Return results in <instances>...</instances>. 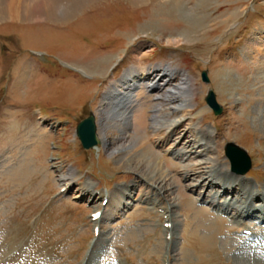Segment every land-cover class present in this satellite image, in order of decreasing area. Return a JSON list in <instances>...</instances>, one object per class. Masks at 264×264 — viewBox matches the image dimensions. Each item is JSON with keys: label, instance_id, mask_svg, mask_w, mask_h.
Returning <instances> with one entry per match:
<instances>
[{"label": "rangeland", "instance_id": "1", "mask_svg": "<svg viewBox=\"0 0 264 264\" xmlns=\"http://www.w3.org/2000/svg\"><path fill=\"white\" fill-rule=\"evenodd\" d=\"M8 1L0 0V264H166L165 221L146 198L175 206L169 264H239L234 253L239 228L212 216L204 202L209 190H196L198 180L183 175L185 165L202 159L176 158L174 143L161 150L174 188L164 194L143 181L144 169L119 164L123 156L104 145L107 139L118 144L124 134L154 139L152 148L161 147L169 131L163 128L158 136L153 127L156 111L167 104L164 92L140 82L126 92L128 100H122L126 93L104 99L133 70L179 71L170 75L176 78L169 87L178 85L182 74L189 78L191 107L165 121L188 118L185 129L191 133L207 130L213 151L208 157L220 156L219 168L232 176L225 147L244 150L252 167L235 176L253 192L264 191V135L253 122L252 98L258 95L248 90L253 63L264 61V36L258 39L257 32L264 25V0H18L17 18L6 11ZM33 1L40 8L27 13L25 6ZM42 4L63 6L65 12ZM173 4L192 14L185 16ZM204 71L209 83L202 79ZM209 91L221 114L208 106ZM116 105L128 108V119L115 118L121 128L103 131L101 112ZM90 114L98 144L84 149L76 129ZM69 173L74 183L61 193L59 180ZM83 185L101 194L135 188L127 204L110 207L101 199L92 203L90 195L82 199ZM93 205L105 207L100 237L93 233ZM214 217L220 221L213 226Z\"/></svg>", "mask_w": 264, "mask_h": 264}, {"label": "bare ground", "instance_id": "2", "mask_svg": "<svg viewBox=\"0 0 264 264\" xmlns=\"http://www.w3.org/2000/svg\"><path fill=\"white\" fill-rule=\"evenodd\" d=\"M9 4L6 5V11H9L11 18H17L19 15L20 10L22 9L21 4L18 2V0H10L8 1ZM36 1H33L32 4H28L25 6V9L27 10V13L29 11H35L37 9ZM45 6L47 10L58 12L59 14L64 13L63 12V6H60L58 8H52V6H48L46 4H42ZM41 7H44L42 6ZM175 5V4H173ZM24 7V6H23ZM57 7V6H56ZM176 9H179V12L184 14L185 16H188L192 14L191 12H187L186 9L181 8V6H177V4L174 6ZM40 8V7H39ZM65 8V7H64ZM53 9V10H52ZM22 11V10H21ZM30 13V12H29ZM190 13V14H188ZM188 14V15H187ZM190 19V18H189ZM12 20V19H10ZM44 20V19H43ZM36 21H42V18H36ZM259 32V37L264 36V25L257 27V32ZM256 32V33H257ZM258 34V33H257ZM250 52V51H249ZM258 53V51H256ZM249 54V53H247ZM255 68V75L253 76L254 81L253 85L249 87V91H257V97L252 98V101H255L257 103L255 113L256 116L253 119V122L258 124V126L261 127V132L264 135V89H258V86L256 84H259L261 87L264 86V61H256L253 63ZM147 69V68H146ZM146 69H143L141 71H131L127 75L128 77L123 78V80L120 83H117L115 85V89L110 90V92L107 94V97H105L104 101L110 100L109 97L115 98L114 95L119 94V96H123L126 92L133 89L135 85H138L140 82H145L146 88H151V91H163V96L165 98L164 102L166 106L161 109L159 108L156 111L155 116V125H154V131L157 132L158 136L160 135V132L163 128H165L168 132L167 136L162 137L163 139L160 141L161 147H157L158 149L155 150L152 148V143L155 142L154 139L148 140L145 139L144 141L140 138L136 137H127V135H122L120 142L117 144L116 142H110L108 139L106 140V143L104 144L107 147H115L116 153H118L120 157L118 159L119 164H122L123 166H126L127 168L131 169L132 167L134 171H141L144 169L145 174H142L144 176L143 181L147 182L150 180L153 184L152 186H155V190L158 192H164L168 193L171 192L174 188H172L171 184H168L169 178H168V172L164 169V163L161 156V150H163L166 146H168L171 143L176 144L175 149L173 150V154L176 155L178 159L183 160L184 157L188 158L186 160L193 161L197 159H202V161L192 164V165H185L183 170V175L186 176V179H190L192 181L198 180V183L196 185V190H202V191H208L209 190V196L208 199L204 201L205 204L209 205V207H212V210L220 219H228L235 222L240 228H244L246 230L253 229L255 231V238H245L241 237L236 238L235 241L237 243V240L239 242L236 244V248H238L237 252L235 253V256L237 257V261L239 264H264L261 261V258H259V255L264 253V237H263V231H264V191L257 190L252 191L253 187L251 185H248L246 183H242L239 178L236 176L240 175L238 174V170H234V162L231 163L232 173L235 175H230L228 172L224 169L219 168L220 156L218 157H208V154H213L212 146H211V135L207 130L204 129H198L195 130V133H191L190 129H185V124L189 120L188 118H183L179 120H173V121H165L166 116L170 114H177L178 112H183L187 110L188 107H191V96H192V84L184 74H182V81L178 85H173L169 87V83L173 82L176 77H170V75H181L179 71L176 70H170V69H161L159 71H153L151 73L152 69L150 71H147ZM159 72L161 74V78L157 81V77L153 79V75L155 73ZM163 73V74H162ZM167 78L166 84H160V82H163L162 80ZM148 81H151V83ZM165 86H167V89H164ZM109 95V96H108ZM129 99V96L124 95V100ZM131 98V97H130ZM131 100V99H130ZM239 101V100H236ZM108 102V101H107ZM105 102L104 105H108L109 103ZM123 102V101H122ZM242 103V102H241ZM124 104V103H123ZM103 105V106H104ZM128 105V104H126ZM105 107V106H104ZM118 106L113 107V110L110 111H103L101 112V116L103 117V120H105L106 123L102 124V130H108L112 127H118L115 124V118L116 120H123L126 121L128 119V108L125 107L123 110H117ZM165 111H168L165 113ZM125 124V123H124ZM259 127V128H260ZM160 139V138H159ZM117 145V146H116ZM155 151H153V150ZM131 150V151H130ZM177 150V151H176ZM128 151H130L128 153ZM128 154H127V153ZM195 156V157H194ZM161 157V158H160ZM208 157V158H207ZM205 158V159H204ZM207 158V159H206ZM185 159V158H184ZM240 162H242L240 160ZM135 166V168H134ZM193 172V173H192ZM192 174V175H191ZM74 174L69 173L68 175H62L60 178V186L61 188H68L72 182L74 183ZM225 184H228V187L224 186ZM135 185V184H134ZM130 185L126 188L120 189L116 193L107 194V196H102L101 200L108 199V205L112 207V205H122V203H125V200L128 199V196L131 194V192L134 190L135 186ZM84 186V185H83ZM138 187V186H137ZM220 188V191H216V188ZM92 189L90 187L84 188L83 197L86 195L92 196ZM81 193V192H80ZM206 193V192H203ZM118 197H117V195ZM235 194V195H234ZM83 199V198H82ZM189 199L187 196H185V200ZM146 202L148 204H151L152 206L159 205V202L161 204H164L163 200L158 199V203H156L152 198H146ZM259 202L260 204H258ZM96 203V202H95ZM166 203V202H165ZM201 202L199 201V204ZM203 203V202H202ZM101 204V203H100ZM170 204V203H169ZM168 203L164 204V207H161L165 210V215H167V222L171 223L172 227L168 230H165L167 235H172L171 241L167 242V246L169 251L167 252L168 257L170 255L173 244L175 240V235L173 236L172 231L174 230V222H175V214L173 213L174 205L173 203L169 205ZM163 206V205H162ZM94 207V205H93ZM104 207V206H103ZM214 207L218 209L216 212L214 210ZM255 213L254 212H257ZM263 213H261V212ZM210 212V211H209ZM261 213V214H260ZM221 215L223 217H221ZM260 215V216H259ZM218 217H214L213 226L217 224V221L219 220ZM162 218V217H161ZM104 217H101V220ZM225 219V220H226ZM220 221V220H219ZM102 221H96L95 226L98 227V224ZM101 235V233H100ZM254 235V232H253ZM252 235V236H253ZM233 248V247H232ZM259 252V255H258ZM262 256V254H261ZM169 257V258H170ZM264 258V257H263ZM86 262V261H85ZM84 263V262H83Z\"/></svg>", "mask_w": 264, "mask_h": 264}, {"label": "water", "instance_id": "3", "mask_svg": "<svg viewBox=\"0 0 264 264\" xmlns=\"http://www.w3.org/2000/svg\"><path fill=\"white\" fill-rule=\"evenodd\" d=\"M202 79L204 82L209 83L210 80L208 78L207 72L204 71L202 73ZM206 102L208 106L214 110L215 114L222 113V107L217 103L214 92L209 91L208 96L206 97ZM77 135L85 149H91L97 146V126L96 118L93 114H90L87 119L83 120L78 125ZM225 151L230 162H234V170L237 169L239 172L238 174L245 175L251 169V159L244 150L233 144H228L225 148ZM240 160L242 162H240Z\"/></svg>", "mask_w": 264, "mask_h": 264}]
</instances>
